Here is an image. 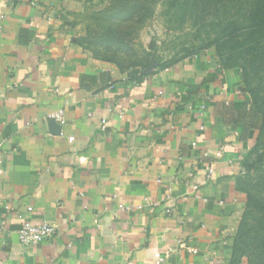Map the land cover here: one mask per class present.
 I'll list each match as a JSON object with an SVG mask.
<instances>
[{
  "label": "crops",
  "instance_id": "1",
  "mask_svg": "<svg viewBox=\"0 0 264 264\" xmlns=\"http://www.w3.org/2000/svg\"><path fill=\"white\" fill-rule=\"evenodd\" d=\"M144 71L82 48L56 0H0V264H156L178 240L165 264H229L261 125L241 72L213 48ZM22 221L56 233L23 246Z\"/></svg>",
  "mask_w": 264,
  "mask_h": 264
},
{
  "label": "trees",
  "instance_id": "2",
  "mask_svg": "<svg viewBox=\"0 0 264 264\" xmlns=\"http://www.w3.org/2000/svg\"><path fill=\"white\" fill-rule=\"evenodd\" d=\"M107 1L108 6L90 17L101 29L88 25L86 36L77 42L96 59L115 64L122 73L129 72L132 79H143L142 72L152 61L127 63V39L143 29L158 4L171 30L189 23L197 27L202 46L185 49L184 59L213 48L224 69L240 70L250 96V112L261 119V125L257 143L243 161V177L237 180L238 190L245 192L248 200L229 264H264V0ZM179 61L165 63L158 70Z\"/></svg>",
  "mask_w": 264,
  "mask_h": 264
},
{
  "label": "rangeland",
  "instance_id": "3",
  "mask_svg": "<svg viewBox=\"0 0 264 264\" xmlns=\"http://www.w3.org/2000/svg\"><path fill=\"white\" fill-rule=\"evenodd\" d=\"M56 1L70 19L77 40L86 36L88 25L91 29H101L90 17L93 18L100 9L108 6L107 0H95L92 3L80 0ZM162 11V5L158 4L154 16L146 22L143 29L127 39L129 49L124 52L127 54V63H140L149 58L152 64L147 69H159L165 63L183 60L185 49L202 46V39L197 37V27L189 23L181 29L171 30Z\"/></svg>",
  "mask_w": 264,
  "mask_h": 264
},
{
  "label": "built area",
  "instance_id": "4",
  "mask_svg": "<svg viewBox=\"0 0 264 264\" xmlns=\"http://www.w3.org/2000/svg\"><path fill=\"white\" fill-rule=\"evenodd\" d=\"M47 119L53 122L58 123L60 126H64L67 123V118H66V111L65 110H58L52 113H49L47 115ZM70 142H74V137H70L68 139ZM214 174L213 169L208 170V178L212 177ZM157 206V205H156ZM120 210L122 211H132L133 207H126L124 205L119 206ZM138 209H141L142 207H137ZM166 214H170L172 212V209L170 207L166 208L165 210ZM21 219V217H20ZM56 233V227L52 224L49 223H43V224H33L32 222L29 221H22L21 227L17 232L18 235V240L21 245L23 246H34L38 245L40 243H43L45 240L48 238H51L55 235ZM186 244L184 243L183 240H178L177 241V247L182 248L185 247ZM176 248H171L169 249L168 253L164 256L161 253H156L155 254V263L156 264H165L167 261V257L170 255H173L175 253H178V249ZM190 249V248H189ZM192 250V249H190ZM193 253H197V251L192 250Z\"/></svg>",
  "mask_w": 264,
  "mask_h": 264
},
{
  "label": "water",
  "instance_id": "5",
  "mask_svg": "<svg viewBox=\"0 0 264 264\" xmlns=\"http://www.w3.org/2000/svg\"><path fill=\"white\" fill-rule=\"evenodd\" d=\"M152 69H147L144 71V74H147L149 71H151Z\"/></svg>",
  "mask_w": 264,
  "mask_h": 264
}]
</instances>
